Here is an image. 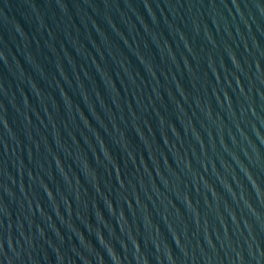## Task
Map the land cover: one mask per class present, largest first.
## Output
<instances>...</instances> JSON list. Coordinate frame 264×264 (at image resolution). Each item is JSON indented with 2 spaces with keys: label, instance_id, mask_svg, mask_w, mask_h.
Segmentation results:
<instances>
[{
  "label": "water",
  "instance_id": "water-1",
  "mask_svg": "<svg viewBox=\"0 0 264 264\" xmlns=\"http://www.w3.org/2000/svg\"><path fill=\"white\" fill-rule=\"evenodd\" d=\"M0 264H264V0H0Z\"/></svg>",
  "mask_w": 264,
  "mask_h": 264
}]
</instances>
